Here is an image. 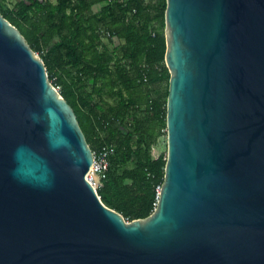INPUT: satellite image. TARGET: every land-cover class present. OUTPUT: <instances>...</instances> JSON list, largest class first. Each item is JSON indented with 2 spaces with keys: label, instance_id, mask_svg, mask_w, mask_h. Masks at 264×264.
<instances>
[{
  "label": "water",
  "instance_id": "1",
  "mask_svg": "<svg viewBox=\"0 0 264 264\" xmlns=\"http://www.w3.org/2000/svg\"><path fill=\"white\" fill-rule=\"evenodd\" d=\"M167 160L127 220L42 57L0 11V264H264V0H166Z\"/></svg>",
  "mask_w": 264,
  "mask_h": 264
},
{
  "label": "trees",
  "instance_id": "2",
  "mask_svg": "<svg viewBox=\"0 0 264 264\" xmlns=\"http://www.w3.org/2000/svg\"><path fill=\"white\" fill-rule=\"evenodd\" d=\"M166 6V0H19L8 7L0 0L1 13L74 108L93 151L113 148L97 190L127 220L154 211L164 182L167 152L154 157L152 147L167 136Z\"/></svg>",
  "mask_w": 264,
  "mask_h": 264
},
{
  "label": "built area",
  "instance_id": "3",
  "mask_svg": "<svg viewBox=\"0 0 264 264\" xmlns=\"http://www.w3.org/2000/svg\"><path fill=\"white\" fill-rule=\"evenodd\" d=\"M108 36V33H107ZM60 90L59 86H56ZM113 153V148L110 146H104L97 153L94 152L95 159L91 171L88 173V178L96 186L97 182L95 181L94 175H100V180L102 176L105 175L110 166V156ZM97 188V187H96Z\"/></svg>",
  "mask_w": 264,
  "mask_h": 264
},
{
  "label": "rangeland",
  "instance_id": "4",
  "mask_svg": "<svg viewBox=\"0 0 264 264\" xmlns=\"http://www.w3.org/2000/svg\"><path fill=\"white\" fill-rule=\"evenodd\" d=\"M17 1H19V0H3V3L6 4L8 7H12ZM103 4L104 3L95 4L93 9L95 11H98ZM160 90L161 91H165L166 90V86L162 85ZM165 152H167V136L166 135H162V136L159 137L158 142L153 145L152 154H153L154 157H157L161 153H165ZM129 166H132V164L130 163ZM94 178H95V181L97 182L96 187L98 188L99 186H101L100 175L95 174Z\"/></svg>",
  "mask_w": 264,
  "mask_h": 264
}]
</instances>
